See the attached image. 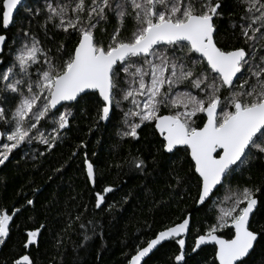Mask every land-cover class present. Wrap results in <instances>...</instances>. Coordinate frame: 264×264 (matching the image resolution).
Returning <instances> with one entry per match:
<instances>
[{"label": "snow or ice", "instance_id": "obj_1", "mask_svg": "<svg viewBox=\"0 0 264 264\" xmlns=\"http://www.w3.org/2000/svg\"><path fill=\"white\" fill-rule=\"evenodd\" d=\"M242 6L243 14L231 27L247 47L228 48L220 42L218 24L226 0H44L35 8L24 0H0L4 30L0 52L9 40L17 45L11 66L0 70V165L34 140L54 148L61 130L67 131L75 119L74 110L87 113L91 108L97 122L108 121L122 101L130 100L132 107L122 115L121 139L139 140L138 129L151 125L157 137L155 153H150L154 167L163 163L158 159L163 154L184 151L190 157L189 176L170 169L175 181L169 184L172 192L183 200L184 186L189 191L195 187V204L211 202L218 208L214 223L196 236L192 254L212 245L207 264H249L256 245L264 240V225L254 227L258 214L264 212V187L252 183L250 176L247 185L235 189L229 185L234 174L264 161V47H260L264 0H242ZM21 10L26 16H19ZM110 18L118 26L105 44L95 33ZM127 21L133 30L123 38ZM34 22L43 39L33 30ZM17 23L21 25L18 39H12L7 33ZM49 26L55 30L51 35ZM56 32L67 39L53 53L47 41ZM181 87L186 90H178ZM162 108L168 109L167 114H162ZM42 120L52 125L55 135H45ZM85 149L81 142L85 179L93 186L94 207L103 210L107 194L114 189L96 190L95 166ZM132 164L140 172L148 168V161L139 155ZM221 191L228 195L220 198ZM20 211L0 207V245L13 228H20L14 219ZM190 215L159 231L145 247L137 245L128 264H141L142 258L170 239L179 246L176 264H189L184 237L190 231ZM89 224L96 235V224ZM44 230V224L23 229V248L37 245ZM91 238L83 237L84 241ZM14 264L33 261L21 254Z\"/></svg>", "mask_w": 264, "mask_h": 264}, {"label": "trees", "instance_id": "obj_2", "mask_svg": "<svg viewBox=\"0 0 264 264\" xmlns=\"http://www.w3.org/2000/svg\"><path fill=\"white\" fill-rule=\"evenodd\" d=\"M43 2L26 0L25 4L35 8L42 6ZM226 4L225 15L218 21L220 42L228 48L247 47L239 31L234 32L231 27L233 20L238 21L244 12L242 0H226ZM19 16L26 14L21 10ZM38 20L42 23L43 16ZM117 26L118 21L110 18L108 23L100 26L104 31L97 29L96 38L106 44ZM20 27L17 23L7 34L18 39ZM49 28L51 35L55 30ZM33 30L43 39V32L35 22ZM132 30V22L127 21L121 37H129ZM3 31L0 28V33ZM66 39L62 32H56L54 39L47 41V47L55 53L61 41ZM16 47L12 40L8 41L0 55V61L4 62L0 64V70L11 66ZM260 47H264V41L260 42ZM178 90L186 89L181 87ZM84 107L87 106L81 105ZM130 107V100L122 101L106 124L96 121V113L91 108L87 113L74 110L75 119L71 120L67 131L61 130L54 148L34 140L26 147L14 150L9 160L0 165V207L21 208L14 217L20 228H13L6 243L0 245V264H14L21 254H28L33 264H128L137 245L145 247L159 231L180 223L189 214L190 231L186 239V252L191 256L189 264H207L211 260L212 246L199 250V255L192 254L191 249L196 236L214 223L218 208L211 202L197 208L193 199L195 187L189 191L188 186H184L183 200L172 192L169 184L175 181L170 178V169L174 167L180 176H189L190 157L184 151L175 155L163 154L158 157L163 163L154 167L150 153H155L157 137L153 135L151 125L138 129L139 140L121 139L118 133L123 128V111ZM161 112L167 114L168 109L162 108ZM41 125L46 136L55 135L51 124L42 120ZM81 142L86 144L88 158L95 166L96 190L106 186L114 189L107 194L103 210L94 207L93 186L85 179L84 151L79 150ZM74 152L76 156H73ZM137 155L148 161L145 172H140L132 164V158ZM249 176L252 183L264 187V161H256L250 169L234 174L229 187L235 189L247 185ZM226 195V191L218 193L220 198ZM28 199L33 200V205H27ZM109 205L113 207L109 209ZM89 221L96 224V235L90 231L92 225ZM258 221L254 224L256 229L264 225V212L258 214ZM81 223L86 227L82 229ZM41 224L46 225V230L38 237L37 245L24 249L22 230ZM85 234L92 238L84 241ZM178 252L179 246L172 240L158 248L143 264H176L174 257ZM248 260L249 264H264V240H260Z\"/></svg>", "mask_w": 264, "mask_h": 264}, {"label": "water", "instance_id": "obj_3", "mask_svg": "<svg viewBox=\"0 0 264 264\" xmlns=\"http://www.w3.org/2000/svg\"><path fill=\"white\" fill-rule=\"evenodd\" d=\"M26 2V0H24V3ZM11 27L12 26H10V29H11ZM9 29V30H10ZM8 30V31H9ZM5 49V48H4ZM4 52V51H3ZM3 52H0V55H2L3 54ZM108 121H103V123H107ZM201 206H203V205H197V208H200ZM188 235H189V233H187V234H185V239H187V237H188ZM170 241H172L171 239L170 240H165V241H163L160 245H158L156 248H154L146 257H144V258H142V261H141V264H143L145 261H146V259L147 258H149L155 251H157L158 250V248H160L162 245H164V244H166V243H168V242H170ZM209 246H212V245H205V246H202V249L203 248H205V247H209ZM199 251V250H198Z\"/></svg>", "mask_w": 264, "mask_h": 264}]
</instances>
